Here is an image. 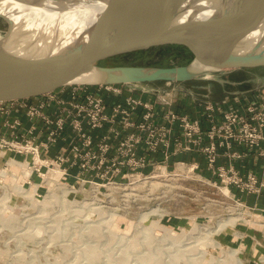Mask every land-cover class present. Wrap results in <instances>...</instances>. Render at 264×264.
<instances>
[{
	"label": "rangeland",
	"instance_id": "1",
	"mask_svg": "<svg viewBox=\"0 0 264 264\" xmlns=\"http://www.w3.org/2000/svg\"><path fill=\"white\" fill-rule=\"evenodd\" d=\"M7 32L8 23L0 17V37ZM193 57V49L188 44L174 43L120 53L103 58L98 64L147 68L181 66L189 64ZM220 77L230 82L220 83L203 76L183 82L161 81L153 85L158 88V93L169 92L174 99L182 93L197 104L204 103L202 93L207 88L216 94L215 99L229 97L230 100L246 97L262 88L264 66L235 69L221 73ZM136 84L152 88V84L146 85L149 83ZM224 109H229V106L224 105ZM185 153L194 155L192 158L170 159L163 163L166 165L163 167L155 164L135 168L124 164L107 166V169H101L106 178L91 175L85 180L78 179L73 176L77 169H72L66 184L45 182L37 187L43 196L40 202L28 196L31 191L35 193L34 184L41 183L40 179L34 174L30 176L31 184H22L26 181L27 170L13 165L10 169L15 174L0 186V264H121L117 258L123 251L130 252L127 255L132 263L129 264H145L138 259L153 252L159 257L156 259L159 264H175L176 260L177 264H238V259L232 262L229 258L231 249L235 248L244 264H264V204L259 200L264 189L255 193L241 191L234 183L227 185L225 178L231 174L227 171L223 174L219 168L234 164L233 160L226 159V164L219 161L223 158H217L213 168L202 152ZM198 156H203V161ZM177 162H187L188 165H176ZM193 165L196 167L194 171H188ZM239 171V175L246 178L253 170L247 173ZM253 172L259 176L263 174V171L261 174ZM146 175L152 177L145 178ZM66 190L71 193L65 197ZM51 195L56 199H51ZM246 195H251L249 200ZM45 197L53 201L41 205ZM92 205L99 206L102 212L91 210ZM155 208L158 212L150 213ZM147 213L149 215L143 219ZM31 214L43 218L39 217L22 228L25 216ZM8 217L12 218L7 221L8 224L11 222V227L5 220ZM234 217H237L234 224L230 223L212 235L223 247L207 244V233L217 231L221 221ZM156 220L169 228L171 235L181 236L171 237L163 231H156L150 235L155 237L149 236L155 240L152 244V240L146 237L145 227ZM99 223L104 225L101 224L98 230L88 229L89 225L99 226ZM27 231L32 233L24 236ZM191 246L192 252L189 251ZM91 247H95L97 252L101 250L96 257L99 260L91 261L87 256L86 250ZM181 250L186 253L182 255Z\"/></svg>",
	"mask_w": 264,
	"mask_h": 264
},
{
	"label": "built area",
	"instance_id": "2",
	"mask_svg": "<svg viewBox=\"0 0 264 264\" xmlns=\"http://www.w3.org/2000/svg\"><path fill=\"white\" fill-rule=\"evenodd\" d=\"M124 85L73 83L39 96L0 101V186L15 174L13 165L27 170L22 184H31L34 174L40 179L32 196L40 201L37 187L65 183L72 169L78 179L106 178L101 169L107 166L163 167L174 155L192 151L202 152L213 168L217 158L236 161L253 155L264 161V86L253 98L236 97L227 110L206 102L209 124L204 128L200 119L170 109L160 112L141 97L122 98ZM17 112L24 113L27 124ZM219 170L230 173L226 184L241 191L264 189V165L262 176L250 171L246 178L232 163Z\"/></svg>",
	"mask_w": 264,
	"mask_h": 264
},
{
	"label": "water",
	"instance_id": "3",
	"mask_svg": "<svg viewBox=\"0 0 264 264\" xmlns=\"http://www.w3.org/2000/svg\"><path fill=\"white\" fill-rule=\"evenodd\" d=\"M200 1L216 2V9L209 16L181 18ZM0 17L8 23V32L0 37V101L39 96L73 83L183 82L203 76L224 83L221 73L264 66V33L249 42L264 24V0H102L85 34L47 50L36 39L15 38L22 47L11 44V20ZM174 43L193 49L189 64H98L120 53ZM89 76L95 79L82 80Z\"/></svg>",
	"mask_w": 264,
	"mask_h": 264
},
{
	"label": "bare ground",
	"instance_id": "4",
	"mask_svg": "<svg viewBox=\"0 0 264 264\" xmlns=\"http://www.w3.org/2000/svg\"><path fill=\"white\" fill-rule=\"evenodd\" d=\"M101 4H102V0H22V1L21 0H0V13L6 15V17L10 18V20H11L12 30H11V33L9 34L10 37L12 38L11 44L18 45V46L22 47L21 44H18L15 41V38H20V41H22V42L36 39V41L42 43L40 48L43 50H47L49 48L54 47V45L56 47L59 45L63 46V45L69 44L72 39L77 38L81 34H85V30L88 27L87 25L90 23V21L98 13L99 7L101 6ZM216 5H217L216 2L210 4V3H207L205 1H200V2L196 3V5H194V7L191 6L190 9H187L181 15V18L186 19V18H192V17H196V16H209L216 9ZM263 33H264V24L259 30H257L251 36V39L249 40V42L251 41V44H252V42L254 43L255 41L259 40ZM37 47H38V44H37ZM93 79H95V78H91L89 76L88 78L82 79V80H85L88 82V81H92ZM225 191L228 192V189L225 188ZM31 192H29L28 196L30 195L31 197L30 196L29 197L32 199L33 193H31ZM69 193H70L69 190H66L64 192L65 197ZM46 197H45L44 201L41 203V205L42 204L45 205L46 202L47 203L50 201L52 202L54 199H56V198H54L55 197L54 195L50 196V198L53 200H49V199L47 200ZM38 202H40V201H38ZM1 203H3V202H1ZM93 209L98 210V211L100 210L99 206H93V208H91V210H93ZM41 210H43V209H41ZM1 212H3V210H1ZM157 212H158L157 208H155V210L153 209L152 211H150V213H155V214ZM41 213H42V211H41ZM148 215H149V213L144 214L143 219L147 218ZM25 217H27V218L24 219L23 222L21 223L22 228L26 224L27 225H28V223L30 224V222H35V220H37L39 217H42V216L31 214V215H27ZM11 219H12L11 217L5 218L6 223H7V221H11ZM113 220H114V218L111 221L113 222ZM236 220H237V217L231 218L228 221L227 220L221 221L219 223V229L217 231H210L207 233V235H206L207 240H208L207 244L211 243L214 246L222 248L223 247L222 244L220 242H217L214 238H212V235L216 232H219V230L225 228L226 225H228L230 223L234 224V222H236ZM0 221H1V217H0ZM10 223L9 224L7 223L8 224L7 226H10ZM31 224H33V223H31ZM101 224H103V223H101ZM101 224L99 226H98V224L89 225L88 229L92 230V231L94 229L98 230V227H100ZM145 228H146L145 234H146V237L148 236V238L155 237V236H150V235L152 233H156V231H163L164 233H166L168 235L170 234L171 237L177 236V235L174 236L173 234L171 235V230L169 228L165 227L164 225H161L158 220L153 221L149 226H146ZM30 233H32V232L27 231L26 233H23V235L25 236V235H28ZM184 235H186V234H184ZM170 236L168 238H170ZM183 236H182V239H183ZM134 240H132V241H134ZM151 240H150V242H151ZM153 241L155 242V240H152V244H153ZM137 242H135V243H137ZM178 242H180V241H178ZM182 242H184V240ZM182 242L180 244H182ZM131 243H130V245H131ZM147 243H149V241L148 242L146 241V244ZM152 244H150V246ZM134 245L132 248H134ZM141 245H142V243H141ZM64 246H66V245H64ZM184 246L186 247V245H184ZM197 247L195 246V248H197ZM66 248H67V246H66ZM136 248H137V246H136ZM190 248H192V249L189 251L192 252L193 246H191ZM188 249H186V250H188ZM131 251H132V249H131ZM99 252H97L95 247L94 248L91 247V248L86 250V254L90 258L91 261H94L95 259H97L96 257H97V254ZM178 252H180V251H178ZM181 252L183 253L182 250H181ZM128 253L130 254V252L124 253V251H123L121 256L117 258V260L119 262H121V264L122 263L129 264L130 256L127 255ZM184 253H186V252H184ZM184 253L182 255H184ZM157 254H159V253L157 252ZM160 255H163V254L160 253ZM229 256H230L229 258H232V262H235L233 260L238 259V261H239L238 264H244L243 260L240 257H238V249H236V248L231 249ZM177 258L178 257H176V259ZM108 259L111 260V258H108ZM156 259H159V257H157V255L154 254V252H153V254H149V255L147 254L146 256L140 257L138 260L142 261L145 264H155L156 262L157 263L159 262ZM97 260H99V259H97ZM112 261H108V262L111 263ZM130 263H132V262H130ZM177 263L178 262L176 260L175 264H177Z\"/></svg>",
	"mask_w": 264,
	"mask_h": 264
},
{
	"label": "crops",
	"instance_id": "5",
	"mask_svg": "<svg viewBox=\"0 0 264 264\" xmlns=\"http://www.w3.org/2000/svg\"><path fill=\"white\" fill-rule=\"evenodd\" d=\"M225 83L226 82H230V80L226 79L224 80ZM157 82H161V81H155V82H151L149 84L146 85H151L152 84V88H147V86H138L137 84H128V85H124L122 88H124L123 94L121 95V97H125L127 95H134L135 97H141L143 100L150 102V103H154L155 107L157 108L158 111L163 112V111H167L168 109L173 110L177 113L180 114H187L190 117H192L193 119H200L201 120V124L204 128L208 127V120L204 115V110H205V103H199L197 104L196 102H194L193 100H191V98L185 96L184 94L181 93V95L179 96V98L174 99L173 98V94L167 92V93H158V88L154 87L153 84H157ZM171 83V82H169ZM264 83V82H263ZM136 85V86H135ZM254 94L253 93H248L247 96H249V98H253ZM213 98V101L211 103L213 104H217V105H221L222 108L224 109V105H228L229 109L231 108V106H233L235 104V98L233 97V99L229 100V97H223L222 99H215ZM173 101H175L176 103H174ZM225 110V109H224ZM15 115L21 116L23 122H25V124H27V120L24 116V113L21 112H17L15 113ZM0 121H1V116H0ZM264 144V143H263ZM194 155V153H179L174 155L172 159L174 160H178L181 159L183 157H189L192 158ZM199 157V156H198ZM200 160L203 161V156L199 157ZM220 162L226 163V159H220ZM237 168H239L241 170L242 173H247L249 172V170H253L259 174L262 173L263 171V165H264V161L262 158L256 157V156H248L245 159L242 160H236L233 162ZM251 197V195H246L245 198H247V200H249V198ZM259 200L261 203L264 204V195L259 197Z\"/></svg>",
	"mask_w": 264,
	"mask_h": 264
},
{
	"label": "flooded vegetation",
	"instance_id": "6",
	"mask_svg": "<svg viewBox=\"0 0 264 264\" xmlns=\"http://www.w3.org/2000/svg\"><path fill=\"white\" fill-rule=\"evenodd\" d=\"M202 95L204 99L201 100L204 102H211L210 100L216 96V94H214V92L209 88L204 89Z\"/></svg>",
	"mask_w": 264,
	"mask_h": 264
}]
</instances>
